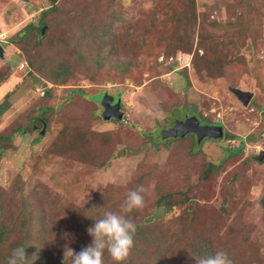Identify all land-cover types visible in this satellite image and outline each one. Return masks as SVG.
I'll list each match as a JSON object with an SVG mask.
<instances>
[{
  "label": "rangeland",
  "instance_id": "rangeland-1",
  "mask_svg": "<svg viewBox=\"0 0 264 264\" xmlns=\"http://www.w3.org/2000/svg\"><path fill=\"white\" fill-rule=\"evenodd\" d=\"M249 1L250 7L258 11L249 34L241 35L240 39L231 35L227 39L210 27L212 36L218 34L221 41H242L237 43L235 52L240 61L238 69L235 72L223 69L220 75H212V65L203 59L202 50L195 51L197 37L189 34L182 40L185 45L182 49L190 54L188 62H178L171 70L160 64L153 70L138 69L130 74L116 67L115 73L113 70L109 73L102 67L95 74L86 73L74 60L78 57L76 52L81 50L77 46L82 39L79 32L90 33L93 23L101 29L104 21L113 18L111 27L118 41L122 33L140 26L146 14L165 18L167 31L171 33L175 29L176 36L182 22L188 21L183 11L190 13L195 9L179 7L183 0H60L61 9L49 20L52 30L47 40L54 46L47 47L46 56H52L51 53L63 58L69 56L66 59H70V66L76 68L74 78L69 84L54 86L36 81L42 78L39 72L31 74L25 70L22 76L16 72L0 85V101L13 90L8 108L0 115V136H12L7 144L0 140L1 210L4 207L26 217L21 212L24 209L21 198L27 201L26 206H36L37 202L45 205L46 221L55 228L50 240L63 253L67 247L79 252L84 248L80 245L84 238L81 228L84 235L90 236L87 228L103 216L102 211L99 215L94 213L95 204L104 212L119 213L127 192L142 186L144 208L126 215L135 229L141 226L136 229L139 245L147 241L154 250L163 251L155 254L153 249L140 245L146 252L137 249L122 264H154L155 258L167 264H197L201 257L196 251L204 249L210 254L225 251L232 264H264V207L260 202L264 196V158L257 159L264 152V0H195L198 22L202 17L207 22L228 21L238 10L236 5L240 4L242 9L243 3ZM48 3V0H0V42L5 47L0 67L22 57L8 40L30 23L37 24L38 12ZM216 3L218 7L214 9ZM104 40L111 42L113 38L104 37ZM108 42L104 43V50ZM93 43L97 45V41ZM156 51L158 60L164 55L175 56L178 50L163 46V50ZM21 62L17 69L22 70ZM71 88H81L96 104L85 103L74 95L76 100L71 104L81 102L75 106L76 110L66 106L68 117H81V124L88 118L92 130L112 131L121 140L109 155L106 149H95L106 157L102 166L47 155L56 131L63 125L57 123L56 117H61L62 104ZM232 88L252 92L250 102L244 105ZM46 90L51 96H46ZM118 94L123 112L120 122L101 119L103 98ZM174 102L184 106L172 108ZM45 106L52 109L47 116L53 122L46 126L48 132L42 136L37 134L43 128L42 122L35 116H40ZM183 107L201 114L205 122L221 125L223 136L206 138L203 143H197L192 134H187L191 136L185 140L160 139L159 130L190 114ZM31 118H34L32 123ZM33 125L38 129H33ZM137 125L148 136L142 135L144 132L141 134ZM151 135L154 138L150 140ZM241 142H244L241 152L231 155L227 152ZM168 194L169 203L175 200L180 203L161 213L163 207L158 208L156 202ZM104 264H115L107 252Z\"/></svg>",
  "mask_w": 264,
  "mask_h": 264
},
{
  "label": "trees",
  "instance_id": "trees-1",
  "mask_svg": "<svg viewBox=\"0 0 264 264\" xmlns=\"http://www.w3.org/2000/svg\"><path fill=\"white\" fill-rule=\"evenodd\" d=\"M48 2V5L38 12L37 24L34 25L30 23L24 31L15 34L10 39L8 38L9 43H11L14 48H16L22 57L20 58L16 56L17 58L15 59L19 60H15L10 65L9 63L5 62L2 64L0 67V85L7 82L16 72L22 76V71L25 70L26 73L29 72L31 74L34 72H39L42 75V78L39 77L36 81H41L43 83L49 82L54 86H64L69 84V81L72 79V77L74 78L73 73L76 71V68L70 66V59H66L69 56L63 58V55L59 57V54L55 55L54 53H51L52 56H46L48 53L47 47L51 46V49H53L54 46L50 40H47V35L52 30L49 20L53 17V15H55L57 11L59 12L61 9L60 0H48ZM250 5L251 1H249V3H243L242 9H240V4L236 5L238 10L233 13L231 17L232 19L228 21L223 22L219 20H213L207 22L202 17V19L198 22L195 0H183V3L180 4L179 7H182L186 10H192L193 7L195 9H193V12L190 13L186 12L185 10L183 11V14L187 17L188 21L182 22V26L176 32V36H174L175 29H173L171 33L167 31V20L165 18H156L154 14L144 15L140 26L133 28L132 32L127 31L126 33H122L119 41L117 40L116 34L112 31L111 27L114 18L112 21H104L101 25V29H98L96 27V23H93L95 25L92 24L90 33L86 30L79 32L80 38L82 39L77 43V46L81 48V50L76 52L75 55H78V57H75L74 60L80 69H84L86 73L88 71H92L95 74L99 73V71L102 70V67L107 68L106 71L108 70L109 73H111L112 70L113 73H115L114 68L116 67L119 68V71L122 68L124 69V72L126 71L130 74L133 73L134 70L136 71L138 69L148 68L153 70L154 68H158L157 66L160 64H164V66H167L168 69L170 68L171 70L173 66L178 64V62H188L190 54L182 49L185 46L183 45L182 40L185 39L189 34L191 37L194 35L197 37L195 51L198 49L202 50V54L204 55L203 59L212 65V75H220L223 69H228L230 72H235L238 69V64L240 62L237 57L238 55L235 52L238 48L237 43L241 40L237 42V40L223 41L222 39L221 41L217 38L218 34H215V37L212 36L210 27L215 28L217 30L216 33L219 32L220 34L226 36L227 39L231 35H238V39H240L241 35L246 36L250 33V30L253 31L254 23L256 22V18L258 16L257 9L254 7L251 8ZM214 7V9H216L218 4H214ZM102 11L103 15H105L106 11L104 9H102ZM111 17H114V15ZM196 23L197 26H195ZM187 28L189 29L185 31ZM92 37L93 39L90 42L89 38ZM104 37L113 38V41L111 40V42H108L104 40ZM155 38H157L158 41H156ZM93 40L97 41V45L96 43H93ZM153 40H155V44L157 46L152 43ZM106 42H108L109 45L107 49L104 50L103 46ZM0 45L3 49L5 48L2 42H0ZM162 45L165 46V49L167 47H172L173 49L178 50L176 51L177 54L174 53L175 56L163 54V59L161 61L157 60L158 51H156V49L163 50ZM75 51L76 49H74V53ZM178 52H180L183 56V58L180 56L181 60L177 59V56H179ZM170 57L172 58L171 60H169ZM1 59L3 60L4 57ZM20 62L23 64L22 70L17 69ZM88 78V81L90 82V77ZM171 90L173 89L171 88ZM12 92L13 90L7 92L4 98L0 101V115L8 108V99ZM45 94L46 96H51L48 90H46ZM74 95L79 96L82 99L81 101H84L85 103L88 101L96 104L87 98L86 92L81 88H71L68 90V95L62 104V112L60 114L61 117H56L58 119L57 123H63V125L61 124V126L56 131L54 141L47 149V155L52 156L55 154L69 162L72 161L78 163L80 162L85 165L102 166L106 157L105 155L98 154L96 150L106 149L108 152L107 154L109 155L112 150L116 149L120 145L121 140L118 138V134H114L112 131L97 132L92 130L88 118H86V121L81 124V117H68V114L65 111L66 106H68L71 110H76V107H78L79 103L81 102L79 101L77 103L78 106L72 105L71 101L76 100L73 97ZM181 105L184 106V103L178 104L174 102L172 103V108L175 106L180 107ZM183 108L187 111V113H190L189 115L194 114L203 122H205L201 114L193 113V110H190L186 107ZM50 110L52 109H49L45 106L40 110V116H35V118L41 120L43 125V128L37 131V134L39 133L43 136L48 132V130L45 128L46 126H49L51 122H53L51 121V118L49 119L47 116L48 114L50 115ZM91 116L96 117V115L93 113H91ZM100 118L103 119L101 116ZM33 120L34 118H31L30 123H32ZM66 120H68L69 123H66ZM109 121L120 122L114 118H111ZM135 127L138 129L140 126L137 125ZM32 128L38 129V126L33 125ZM41 131H43V133ZM138 131L141 132V134L144 132L142 127H140ZM161 131L162 129L159 130L158 137H160V139L163 141L185 140L187 137L191 136L186 135L182 138H161ZM142 135L148 136L145 134V132ZM11 138V135L0 136V140L6 144L11 141ZM153 138L154 135L149 136L150 140ZM204 140H206V138L202 140V143ZM243 144L244 142H241L239 146L228 149L227 152L230 155L241 152ZM186 147H188V145H186ZM189 149H192V145L189 147ZM211 165L209 166L215 170L213 167L214 164ZM21 199L24 203L22 204L24 209H22L21 212L23 214H27L26 217L20 215L18 212H14L13 210L8 211L4 207L1 210L0 208V211L2 212L0 215V264H6L7 258L10 255L12 249L18 246H23L25 248L28 264H71L69 263V258L64 259L63 252L59 250L54 242H52L49 238L50 234L55 233V228L53 227L52 222L46 221L45 205L37 202L38 205L36 206H26L27 201L23 198ZM169 199V194L158 198L156 206H158V208L163 207L161 213H163V211H170L174 204L180 203L179 200H175L174 203H169ZM25 208H28L31 211ZM86 210L88 209H85L84 211ZM100 211L104 213V210L102 208L99 209L97 204H95L94 213L99 215ZM90 212H93V210ZM90 212L88 211V215H90ZM157 218L159 221V217ZM147 220L150 219L147 218ZM87 221L90 220L88 219ZM81 223L83 226H85L84 222ZM140 227L141 226L139 225L136 227V229H139ZM81 230V235H83L84 238L81 239L82 244L80 243V245L86 247L91 243L92 237L84 235L83 228H81ZM136 237L135 231L134 245L130 250L131 254H134L137 249L145 253V249H141L140 245H145L147 248L153 249L151 245H148L147 241H143L139 245V239L137 237V240H135ZM152 241L154 242V240ZM153 244H155L156 247L158 246L156 242ZM206 250H197L196 254H198L200 257L210 255V253H207ZM153 251L156 254V252H162L163 249L158 248L155 250L153 249ZM140 255H137V257H140ZM153 261L154 264H167L165 260H162L161 258H155Z\"/></svg>",
  "mask_w": 264,
  "mask_h": 264
},
{
  "label": "clouds",
  "instance_id": "clouds-1",
  "mask_svg": "<svg viewBox=\"0 0 264 264\" xmlns=\"http://www.w3.org/2000/svg\"><path fill=\"white\" fill-rule=\"evenodd\" d=\"M143 192L142 186L127 192L119 213L106 210L102 218L87 228V233L92 237L91 243L79 252L67 247L63 253L64 259L70 258L71 264H104V254L107 252L115 264H122L134 245L136 231L126 214L144 208ZM6 264H28L25 248L18 246L12 249ZM197 264H232V260L225 251L219 250L197 259Z\"/></svg>",
  "mask_w": 264,
  "mask_h": 264
},
{
  "label": "water",
  "instance_id": "water-1",
  "mask_svg": "<svg viewBox=\"0 0 264 264\" xmlns=\"http://www.w3.org/2000/svg\"><path fill=\"white\" fill-rule=\"evenodd\" d=\"M4 49L0 45V58L3 57ZM231 91L237 96V98L247 105L251 98L252 92L241 90L239 88H232ZM120 97L106 96L101 102V117L104 120H110L111 118L120 120L122 119L123 112L121 111ZM36 128V127H34ZM43 133V131H41ZM161 138L166 137H184L187 134H194L196 136L197 143L202 142L204 138L219 139L223 136V127L221 125L201 124L200 119L192 114L186 115L182 119L174 121L172 127L161 131ZM264 158V152H261L257 159ZM264 207V196L260 200Z\"/></svg>",
  "mask_w": 264,
  "mask_h": 264
},
{
  "label": "flooded vegetation",
  "instance_id": "flooded-vegetation-1",
  "mask_svg": "<svg viewBox=\"0 0 264 264\" xmlns=\"http://www.w3.org/2000/svg\"><path fill=\"white\" fill-rule=\"evenodd\" d=\"M114 97V96H113ZM189 115V114H188ZM175 121V120H174ZM200 123L201 124H212V125H219V124H217V123H215V124H213V123H208V122H203L201 119H200ZM174 124V122L170 125V126H168L167 128H170V127H172V125ZM193 135V137H195L196 138V136L194 135V134H192ZM205 139V138H204Z\"/></svg>",
  "mask_w": 264,
  "mask_h": 264
},
{
  "label": "built area",
  "instance_id": "built-area-1",
  "mask_svg": "<svg viewBox=\"0 0 264 264\" xmlns=\"http://www.w3.org/2000/svg\"><path fill=\"white\" fill-rule=\"evenodd\" d=\"M163 59V56L159 57L158 60L161 61ZM172 58L170 57L169 60H171ZM178 60H181L180 56H177Z\"/></svg>",
  "mask_w": 264,
  "mask_h": 264
}]
</instances>
